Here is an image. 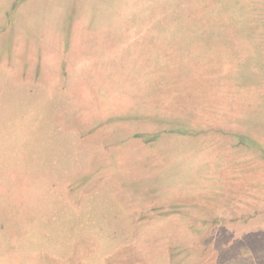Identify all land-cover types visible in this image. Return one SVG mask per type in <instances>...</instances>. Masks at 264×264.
I'll use <instances>...</instances> for the list:
<instances>
[{"label": "rangeland", "instance_id": "1", "mask_svg": "<svg viewBox=\"0 0 264 264\" xmlns=\"http://www.w3.org/2000/svg\"><path fill=\"white\" fill-rule=\"evenodd\" d=\"M0 264H264V0H0Z\"/></svg>", "mask_w": 264, "mask_h": 264}]
</instances>
